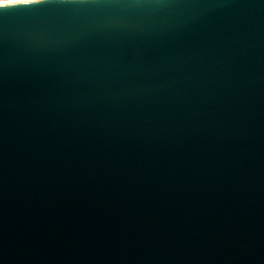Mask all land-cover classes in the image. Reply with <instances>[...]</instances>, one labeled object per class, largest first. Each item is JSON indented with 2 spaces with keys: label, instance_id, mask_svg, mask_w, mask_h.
Returning a JSON list of instances; mask_svg holds the SVG:
<instances>
[{
  "label": "water",
  "instance_id": "1",
  "mask_svg": "<svg viewBox=\"0 0 264 264\" xmlns=\"http://www.w3.org/2000/svg\"><path fill=\"white\" fill-rule=\"evenodd\" d=\"M0 264H264V0L1 4Z\"/></svg>",
  "mask_w": 264,
  "mask_h": 264
},
{
  "label": "clouds",
  "instance_id": "2",
  "mask_svg": "<svg viewBox=\"0 0 264 264\" xmlns=\"http://www.w3.org/2000/svg\"><path fill=\"white\" fill-rule=\"evenodd\" d=\"M27 4L29 5H44L51 3L52 0H26ZM61 3H73L78 2V0H59Z\"/></svg>",
  "mask_w": 264,
  "mask_h": 264
},
{
  "label": "bare ground",
  "instance_id": "3",
  "mask_svg": "<svg viewBox=\"0 0 264 264\" xmlns=\"http://www.w3.org/2000/svg\"><path fill=\"white\" fill-rule=\"evenodd\" d=\"M23 0H16V1H9V2H0V5L1 4H8V3H16V2H22ZM26 1V0H24Z\"/></svg>",
  "mask_w": 264,
  "mask_h": 264
},
{
  "label": "rangeland",
  "instance_id": "4",
  "mask_svg": "<svg viewBox=\"0 0 264 264\" xmlns=\"http://www.w3.org/2000/svg\"><path fill=\"white\" fill-rule=\"evenodd\" d=\"M9 1H16V0H0V2H9Z\"/></svg>",
  "mask_w": 264,
  "mask_h": 264
},
{
  "label": "snow or ice",
  "instance_id": "5",
  "mask_svg": "<svg viewBox=\"0 0 264 264\" xmlns=\"http://www.w3.org/2000/svg\"><path fill=\"white\" fill-rule=\"evenodd\" d=\"M24 6H27V5H24ZM6 7H11V6H6Z\"/></svg>",
  "mask_w": 264,
  "mask_h": 264
}]
</instances>
